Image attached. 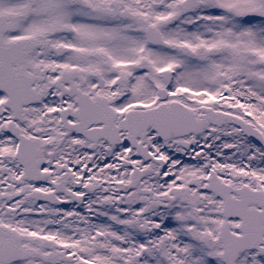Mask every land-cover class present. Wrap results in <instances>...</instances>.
Here are the masks:
<instances>
[{
	"label": "snow or ice",
	"instance_id": "1",
	"mask_svg": "<svg viewBox=\"0 0 264 264\" xmlns=\"http://www.w3.org/2000/svg\"><path fill=\"white\" fill-rule=\"evenodd\" d=\"M0 264H264V0H0Z\"/></svg>",
	"mask_w": 264,
	"mask_h": 264
}]
</instances>
